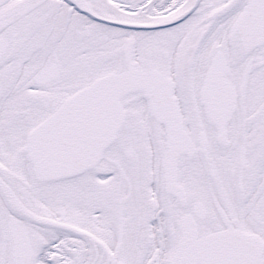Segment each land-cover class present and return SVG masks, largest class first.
Here are the masks:
<instances>
[{"label": "flooded vegetation", "instance_id": "af4514ba", "mask_svg": "<svg viewBox=\"0 0 264 264\" xmlns=\"http://www.w3.org/2000/svg\"><path fill=\"white\" fill-rule=\"evenodd\" d=\"M81 1L0 0V264H170L185 222L198 239L234 229L264 241V42L233 33L250 0ZM130 67L162 75L159 104L180 113L178 188L163 165L170 136L141 92L122 99L117 189L99 172L113 146L78 177L38 179L29 133Z\"/></svg>", "mask_w": 264, "mask_h": 264}, {"label": "water", "instance_id": "95a60500", "mask_svg": "<svg viewBox=\"0 0 264 264\" xmlns=\"http://www.w3.org/2000/svg\"><path fill=\"white\" fill-rule=\"evenodd\" d=\"M234 34L250 45L264 41V0L250 1L249 7L234 29ZM161 81L154 73L130 68L121 75H112L97 81L68 100L56 115L29 137L28 158L35 164L38 175L46 180L62 179L98 165L124 122L125 111L121 98L134 91H143L150 107L156 109L152 83ZM173 104L175 106L170 105L168 113L154 111L153 115L168 131L182 134L180 114L176 103ZM196 235V230L190 231L189 240L182 242L171 264H186V247L189 243L197 242L196 239L190 238ZM222 235L231 236L233 240L230 242L221 238L203 241L211 242L213 246L206 249L207 254L201 255L200 249L193 252L192 257L195 260L200 259L198 264H204V259L208 261L206 264H217L220 256L208 254L216 252L217 247L224 243H232L234 246L232 250L224 245L221 247L223 264H229L231 255L233 264H264V242L261 239L236 231Z\"/></svg>", "mask_w": 264, "mask_h": 264}, {"label": "rangeland", "instance_id": "374dc122", "mask_svg": "<svg viewBox=\"0 0 264 264\" xmlns=\"http://www.w3.org/2000/svg\"><path fill=\"white\" fill-rule=\"evenodd\" d=\"M140 117H141V119L144 122H146L147 128L153 130L154 127H153L152 123L150 121H147V114L146 115L141 114ZM107 156L108 157L106 158V160L100 166V168H99L100 171L99 172H104V171L105 172H114V175L115 176L114 177L112 176V178L111 177L108 178L107 179V182L112 187V190H115V189L118 188L117 187V174H116L117 171H118V169H117V163L118 164H121L122 161H121L120 157L117 155L116 146L115 147L113 146L111 148V150L109 151V153L107 154ZM104 181H106V180H104ZM116 192L117 191H113V195H116ZM57 201L58 202H64V201L69 202L68 200H58V199H57Z\"/></svg>", "mask_w": 264, "mask_h": 264}, {"label": "bare ground", "instance_id": "6f19581e", "mask_svg": "<svg viewBox=\"0 0 264 264\" xmlns=\"http://www.w3.org/2000/svg\"><path fill=\"white\" fill-rule=\"evenodd\" d=\"M80 4H84V2H82L81 0H79ZM109 4L110 1L108 0H103L102 4ZM85 4H87L89 7L92 5H97L99 6V4H101V0H87L85 1ZM93 7V6H92ZM114 17L118 20H120L121 22L125 23V24H132V25H140V24H153L154 21H160V20H156V19H148L147 17L143 18H133V17H129V16H121V15H114ZM174 17H176V15L173 16H169L167 18L161 19L162 21H166V20H170L173 19ZM147 18V19H146ZM43 264H46V262H42Z\"/></svg>", "mask_w": 264, "mask_h": 264}]
</instances>
